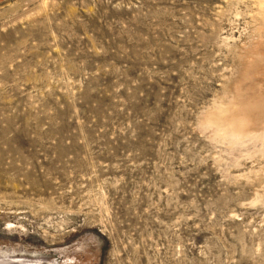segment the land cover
I'll return each mask as SVG.
<instances>
[{
	"label": "rangeland",
	"instance_id": "374dc122",
	"mask_svg": "<svg viewBox=\"0 0 264 264\" xmlns=\"http://www.w3.org/2000/svg\"><path fill=\"white\" fill-rule=\"evenodd\" d=\"M0 264H264V0H0Z\"/></svg>",
	"mask_w": 264,
	"mask_h": 264
}]
</instances>
